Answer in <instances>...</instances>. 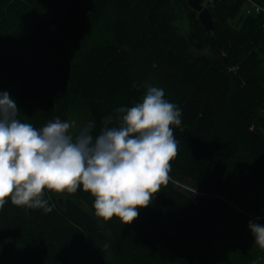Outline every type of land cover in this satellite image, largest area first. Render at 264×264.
<instances>
[{
    "label": "trees",
    "instance_id": "16d2710c",
    "mask_svg": "<svg viewBox=\"0 0 264 264\" xmlns=\"http://www.w3.org/2000/svg\"><path fill=\"white\" fill-rule=\"evenodd\" d=\"M209 1L211 31L186 0L0 3V92L16 101L22 122H67L73 112L94 122L96 136L106 117L119 124V107L142 102L149 85L181 110L169 183L132 223L97 217L82 189L45 190L50 213L30 214L9 199L0 210V264H173L157 245L175 264H264L249 228L264 225V13L246 14L248 0ZM77 13L79 25L58 31L70 64L65 89L39 94L29 80L30 35H48Z\"/></svg>",
    "mask_w": 264,
    "mask_h": 264
},
{
    "label": "clouds",
    "instance_id": "9594fccd",
    "mask_svg": "<svg viewBox=\"0 0 264 264\" xmlns=\"http://www.w3.org/2000/svg\"><path fill=\"white\" fill-rule=\"evenodd\" d=\"M18 111L10 94L0 92V210L10 199L50 213L45 190L82 189L94 198L97 217L130 224L169 183L178 150L172 126H180L181 110L162 88L149 85L142 102L119 107V124L109 126L106 117L96 136L92 121L73 135L69 122L56 118L37 129ZM249 228L264 249V225L249 222Z\"/></svg>",
    "mask_w": 264,
    "mask_h": 264
},
{
    "label": "rangeland",
    "instance_id": "374dc122",
    "mask_svg": "<svg viewBox=\"0 0 264 264\" xmlns=\"http://www.w3.org/2000/svg\"><path fill=\"white\" fill-rule=\"evenodd\" d=\"M2 1L3 0H0V3ZM208 1L209 0H207L204 3V5L209 8L210 4L208 3L210 1L209 2ZM82 18H83V15L79 13L67 19L64 17V19L62 18V21L60 20L61 21L60 24L58 23V24L52 25V30L50 34L43 35V34L34 33L30 35V38H35L36 40H33L34 42L33 45L35 46L33 48H35L34 49L35 51L33 54L30 55V59H29V61L32 64H34V68L31 71L32 76L29 77V80L32 82L33 86L37 89V92L39 94H44L45 92H48L49 90H55L56 87H59V89H62V90L65 89L66 73L68 72L70 64L68 61L69 56L65 52L64 43L60 38V35H59L60 33H58L59 26L62 25L64 29L65 27H67L68 29L69 28L72 29V26L77 25L78 23H81L80 21L82 20ZM233 23H235V21H233ZM176 25L182 32H187L189 29L188 20L185 17H178L176 19ZM19 33L24 37L25 36L27 37L28 35V33L24 30L19 31ZM191 53L194 55H199L201 52L192 48ZM206 53L212 54L210 49H207ZM71 64H72V59H71ZM51 86L52 87L54 86V88H52ZM32 120L33 121H31V124L37 129L39 127L38 123H40V125L46 124V119L40 118V116H35ZM25 122L29 123L27 120ZM67 122H69L72 125V127L69 130L70 134L75 135L76 133H78L79 129L87 123V120L71 112L69 114V118ZM257 217L260 218L261 216H257ZM131 235L134 238L135 237L138 238L139 233L137 230H135V231H132ZM214 244L217 245L218 242L217 243L214 242ZM154 247L155 249L157 248L161 249L163 252V255L166 258H168L170 262L175 264V259L173 257L172 252H170L167 249H162L159 245L154 246Z\"/></svg>",
    "mask_w": 264,
    "mask_h": 264
},
{
    "label": "water",
    "instance_id": "95a60500",
    "mask_svg": "<svg viewBox=\"0 0 264 264\" xmlns=\"http://www.w3.org/2000/svg\"><path fill=\"white\" fill-rule=\"evenodd\" d=\"M203 0H186L188 7L198 13V19L203 27L211 31L213 28V20L211 17V13L207 6L202 4ZM30 211V208H29ZM31 214V211H30Z\"/></svg>",
    "mask_w": 264,
    "mask_h": 264
},
{
    "label": "built area",
    "instance_id": "2783aa9c",
    "mask_svg": "<svg viewBox=\"0 0 264 264\" xmlns=\"http://www.w3.org/2000/svg\"><path fill=\"white\" fill-rule=\"evenodd\" d=\"M246 14H260L264 13V8L254 1H247Z\"/></svg>",
    "mask_w": 264,
    "mask_h": 264
},
{
    "label": "bare ground",
    "instance_id": "6f19581e",
    "mask_svg": "<svg viewBox=\"0 0 264 264\" xmlns=\"http://www.w3.org/2000/svg\"><path fill=\"white\" fill-rule=\"evenodd\" d=\"M260 5V4H259ZM263 7V6H262Z\"/></svg>",
    "mask_w": 264,
    "mask_h": 264
}]
</instances>
